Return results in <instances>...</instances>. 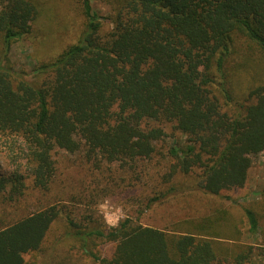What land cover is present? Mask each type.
<instances>
[{"label": "trees", "instance_id": "obj_1", "mask_svg": "<svg viewBox=\"0 0 264 264\" xmlns=\"http://www.w3.org/2000/svg\"><path fill=\"white\" fill-rule=\"evenodd\" d=\"M105 1L111 10L103 17L91 0H76L77 39L27 76L4 59L50 7L0 0V156L16 166L0 174V195L47 191L58 149L81 153L93 169L102 160L169 157L159 173L169 186L146 200L147 209L184 191L216 196L242 187L252 158L264 152V0ZM243 78L249 83L239 89ZM167 127L186 144L175 140L164 153L157 143ZM179 175L195 180L173 183ZM57 207L2 223L0 264H26V254L40 251ZM244 214L256 233V212ZM66 223L73 248L91 264H244L252 255L251 246L218 239L238 233L226 210L178 221L185 230L176 233L131 217L115 226ZM100 243L114 245L110 256L99 254Z\"/></svg>", "mask_w": 264, "mask_h": 264}, {"label": "rangeland", "instance_id": "obj_2", "mask_svg": "<svg viewBox=\"0 0 264 264\" xmlns=\"http://www.w3.org/2000/svg\"><path fill=\"white\" fill-rule=\"evenodd\" d=\"M45 2L50 7L48 18L44 22L38 20L33 23L31 34L12 43L4 59L15 71L24 72L27 76L32 75L34 68L42 60L50 59L74 42L81 30V19L74 9L76 0ZM91 5L100 16L110 14L111 7L105 0H91ZM54 10L56 19L53 18ZM2 49L0 43V50ZM248 83V78H243L237 86L241 89ZM184 138V135L167 127L165 138L157 145L165 153L175 140L185 145ZM159 155L143 163L102 160L100 167L93 169L92 165L85 163L81 153H67L58 149L54 153L55 176L47 191L28 187L21 197L10 200L7 199L10 195L7 188L0 195V226L47 205L57 204L61 212L52 223L42 249L26 254V264H91L73 248L72 236L66 235V231L71 229L66 223V217L82 226L92 219L106 226H115L122 219L131 217L142 225L176 233L185 230L178 221L198 219L217 210H226L230 224L237 225L238 233L218 239L232 247L251 246L250 261L244 264H264V152L252 158L246 181L240 188L223 190L216 196L197 190L184 191L179 196L169 197L147 209L146 200L169 186L160 184L159 173L164 171L170 158ZM15 167L4 156H0V174H10ZM182 180L191 184L195 179L194 176L179 175L174 178L173 183H180ZM245 208L253 209L258 216L259 229L256 233L248 231ZM113 248L112 243L98 245L99 254L103 257L110 256Z\"/></svg>", "mask_w": 264, "mask_h": 264}]
</instances>
